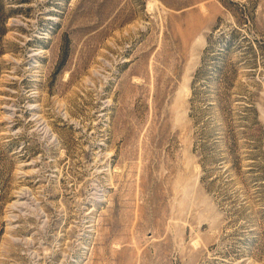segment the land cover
Here are the masks:
<instances>
[{"label":"rangeland","instance_id":"obj_1","mask_svg":"<svg viewBox=\"0 0 264 264\" xmlns=\"http://www.w3.org/2000/svg\"><path fill=\"white\" fill-rule=\"evenodd\" d=\"M0 264H264V0H0Z\"/></svg>","mask_w":264,"mask_h":264},{"label":"trees","instance_id":"obj_2","mask_svg":"<svg viewBox=\"0 0 264 264\" xmlns=\"http://www.w3.org/2000/svg\"><path fill=\"white\" fill-rule=\"evenodd\" d=\"M204 58V57H203ZM197 77V74H196V76H195V78ZM229 126H230V124H229Z\"/></svg>","mask_w":264,"mask_h":264}]
</instances>
